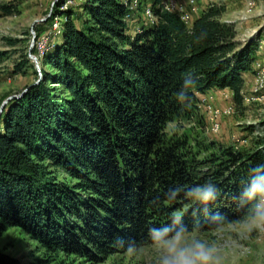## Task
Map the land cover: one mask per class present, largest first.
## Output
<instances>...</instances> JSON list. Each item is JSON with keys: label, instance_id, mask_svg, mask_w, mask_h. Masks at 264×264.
<instances>
[{"label": "trees", "instance_id": "trees-1", "mask_svg": "<svg viewBox=\"0 0 264 264\" xmlns=\"http://www.w3.org/2000/svg\"><path fill=\"white\" fill-rule=\"evenodd\" d=\"M164 1L145 0L157 21L132 33L124 2L84 0L81 14L62 12L60 43L44 52L52 73L41 69L38 77L28 54L13 64L15 75L32 70L38 78L0 116V235L25 231L47 263L64 255L99 264L128 252L118 238L150 246L149 229L174 214L197 232L215 230L195 201L165 199L177 186L211 180L220 195L210 213L223 214V226L244 215L234 197L249 169L264 163V135L255 134L264 122L245 127L247 145L209 141L203 156L166 129L204 125L199 95L215 90H230L236 111L245 112L244 74L253 72L264 38L238 41L223 3L208 4L188 26ZM11 58L0 50V66ZM189 72L197 84L182 104L176 93ZM0 264L21 263L0 253Z\"/></svg>", "mask_w": 264, "mask_h": 264}, {"label": "rangeland", "instance_id": "rangeland-1", "mask_svg": "<svg viewBox=\"0 0 264 264\" xmlns=\"http://www.w3.org/2000/svg\"><path fill=\"white\" fill-rule=\"evenodd\" d=\"M84 0H0V6H10L11 15H4L0 9V50H9L11 60L0 66V107L11 96H18L28 85L41 77V69L52 73L50 67L43 63L44 52L51 51L54 45L60 43L59 29L65 18L61 17L63 11H72L73 14L82 13ZM146 2L139 10L138 22L140 26L147 25L144 19ZM59 8V11L56 9ZM135 27H133V31ZM6 38L17 39L19 43L15 48L7 47ZM32 50L35 51L32 52ZM28 54L37 58L38 64L31 59L32 64L39 72V76L32 70L22 75L13 73V64L21 55ZM39 67V68H38ZM40 80H38L39 82ZM37 82V83H38ZM254 82L249 90L253 89ZM58 88V87H56ZM230 91L215 90L206 95H199L204 104H200L201 114L204 117V125L186 122H174L167 126L166 132L172 136L187 141L194 152L205 153L204 145L207 142H216L224 145H232L244 140L250 133L245 132V127L264 122V103L245 108V112L236 111L233 96ZM225 104L224 106L221 105ZM222 106V107H221ZM234 107V113L219 118L221 130L219 133L212 131V123L209 120L208 108L226 110ZM261 110L255 112V109ZM202 143L203 145H199ZM201 239L210 242H218L222 246L224 264H264V236L259 233H243L239 224L222 226V238L217 241L216 229L209 232H196ZM140 251L129 254L120 253L109 257L99 264H156L157 254L152 245L139 248ZM0 253H4L17 259L21 264H91L75 257H64L47 263L45 251L33 240L30 235L21 229H10L0 235Z\"/></svg>", "mask_w": 264, "mask_h": 264}, {"label": "clouds", "instance_id": "clouds-1", "mask_svg": "<svg viewBox=\"0 0 264 264\" xmlns=\"http://www.w3.org/2000/svg\"><path fill=\"white\" fill-rule=\"evenodd\" d=\"M197 84L194 75L189 72L183 77L176 99L180 103L190 101V90ZM256 135H264V130H258ZM219 189L211 180L185 188L177 186L169 189L164 197L175 201L181 196L195 201L202 206L198 210L208 222L217 226V241L222 238V226L226 217L221 213L212 214L208 205L219 198ZM239 208L244 209L243 217L236 221L243 233H259L264 236V163L251 167L246 181L239 194L234 197ZM155 203V201H154ZM198 225L189 226L184 223L182 215L174 214L167 224L152 227L148 231V239L156 251V264H224L222 246L218 242L201 239L196 232ZM117 244L126 246L129 254L140 251L135 241H124L118 238Z\"/></svg>", "mask_w": 264, "mask_h": 264}, {"label": "built area", "instance_id": "built-area-1", "mask_svg": "<svg viewBox=\"0 0 264 264\" xmlns=\"http://www.w3.org/2000/svg\"><path fill=\"white\" fill-rule=\"evenodd\" d=\"M125 5L129 8V14L127 16V20L130 22L132 33H134L139 28L140 18L139 10L142 8L143 0H121ZM210 3H223V0H209ZM258 2H263L264 0H248L247 10L248 12H252ZM163 8L173 14L178 15L182 21L191 26L194 20L200 14V8L197 0H165L163 2ZM144 19L147 24H154L157 19L155 13L152 9L151 5H146L144 9ZM133 27L135 30L133 31ZM259 53L264 51V40L260 43ZM255 72H254V86L250 92L244 90L243 92V105L247 109H252L254 106L260 105L264 103V63L256 61L255 62ZM206 100H203L201 103L204 104ZM208 113L210 115L209 120L212 123V131L214 133H219L221 130V122L219 118L222 116H228L234 113V107L230 106L226 110H217L213 108H208ZM250 126H257L256 123L251 124ZM247 140L238 141L237 143H233L236 147H241L243 145H247Z\"/></svg>", "mask_w": 264, "mask_h": 264}, {"label": "crops", "instance_id": "crops-1", "mask_svg": "<svg viewBox=\"0 0 264 264\" xmlns=\"http://www.w3.org/2000/svg\"><path fill=\"white\" fill-rule=\"evenodd\" d=\"M197 2L200 8V14L205 10L208 4H210L209 0H197ZM247 3L248 0H223V4L226 6V13L223 16V21L235 24L237 40L240 42H245L247 39L259 33L261 39L264 38V3L258 2L256 8L252 12H248ZM257 61L264 63V51L258 54ZM254 72L255 66L253 72L244 74L245 90L251 88L254 82ZM229 95L233 96V93L230 91ZM221 105L224 106L225 104L221 103ZM254 109L255 112L261 111L257 110V107Z\"/></svg>", "mask_w": 264, "mask_h": 264}, {"label": "water", "instance_id": "water-1", "mask_svg": "<svg viewBox=\"0 0 264 264\" xmlns=\"http://www.w3.org/2000/svg\"><path fill=\"white\" fill-rule=\"evenodd\" d=\"M30 58L33 59L34 62H36V63L38 64V61H37V58H36V57H34V56H30ZM38 68H39V67H38ZM13 98H17V96H11V97H9L7 100H5V101L2 103V105H1V107H0V116H1V114H2V112H3V110H4V108H5V106L7 105V103H8L10 100H12Z\"/></svg>", "mask_w": 264, "mask_h": 264}]
</instances>
